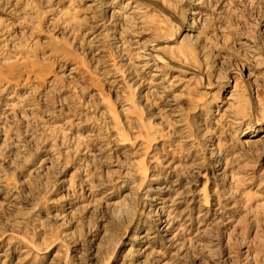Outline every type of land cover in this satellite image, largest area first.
I'll use <instances>...</instances> for the list:
<instances>
[{
    "label": "rangeland",
    "instance_id": "obj_1",
    "mask_svg": "<svg viewBox=\"0 0 264 264\" xmlns=\"http://www.w3.org/2000/svg\"><path fill=\"white\" fill-rule=\"evenodd\" d=\"M59 2V15L41 7L40 0H12L14 12L10 15L0 13V17L8 15L12 20L15 26L11 27V34L16 37L13 43L4 45L8 52L0 48V146L12 140L15 134L10 130L11 122L15 118L23 119L19 111L15 118L12 115L17 97L32 92H44L54 99L59 97L67 102L68 91L71 89L73 95L79 96V103L86 106L85 111L90 112V115L84 116L82 123L69 121L71 125H75L70 129L64 128L60 123H49L47 117L37 119L35 125L40 127L38 150L23 174L14 173L12 169V163L19 152L15 146L17 141L13 140L7 153L2 154L4 158L0 160V203L4 202L13 185L20 186V190L25 191L22 182L28 181L30 176H36L37 172L42 176L46 175L51 187L50 194L40 206L35 207L36 202L30 199L16 205L18 221L35 218L33 222H39L40 233H37L36 239L46 247L40 248L39 244L33 247L31 242L12 240L10 235L5 236L0 240V264H176L179 260L176 253L179 251L180 256H184L186 246H192L199 253L195 257V264H224L225 257L233 264H240L241 257L249 254L255 264H264V187L261 186V174L264 173V114L242 121L232 129V136L235 138L232 156L240 162L237 167L244 166L242 170L235 173L229 166V157H217L210 161L213 168L206 173L209 182H205V176L200 175L196 183L192 184L193 195L186 199L181 197L176 202L178 194L188 183L187 171H183L177 179L176 165L180 158L170 156L169 159L175 161L172 169L164 168L159 173L148 166L146 159L155 150H162L166 144H170L169 130L173 126L172 121L162 117L168 125L165 127L164 124L151 120V116L159 111V108L153 107L151 114L145 111L142 117L146 122L148 135H137L133 139L126 128H123L125 117L120 115V105L115 103L117 91L125 81L126 88L131 86L136 89L134 106L142 108L141 97H147L152 92V86L165 76L170 81L177 78L191 79V44L194 35H199L203 25L195 28L181 27L179 33L174 32L173 26L181 16L191 25L192 18L195 16L200 19L207 14V9L194 0H184L183 3L180 0H132L131 3L129 0ZM228 3L229 0H221L217 11L227 10ZM89 6H92V14L107 25L109 34L120 36L121 44L124 45V56L118 58L112 66L113 71L120 69L121 65H127L135 70L141 77L140 80H136L135 74L121 69L116 76L108 75L106 79L109 82L105 83L98 74L99 58L93 61L92 52L87 56L80 54L73 40L77 27L83 30L82 10ZM114 13L120 14L113 19ZM137 17L142 19V24L136 23ZM0 31H3L2 25ZM260 31L264 32V25H261ZM94 34L107 43L109 36L99 28ZM231 41L232 35L229 34L223 43L227 45ZM89 47L95 49V42ZM144 47L151 53L147 59L140 52ZM13 50L15 55L11 54ZM217 50L224 51L219 47ZM60 65H66L67 68L61 70ZM78 68L88 74L90 87L80 85L73 88L71 76ZM261 71L264 69H253L244 64L238 72L240 79H251L252 91L258 97L264 96V90L259 89L255 83ZM21 77L23 87L20 86ZM229 79L232 81L230 85H222L220 98L227 102L221 111L232 104L231 96L240 82L235 76H230ZM134 80L136 83H133ZM144 80L148 82L144 83ZM96 97H99V103L96 102ZM200 99L195 96H180L179 103L195 109L187 116L189 121L199 123L203 119V110L196 107ZM68 107L66 103L65 112ZM209 107L215 111L220 105L214 101ZM106 113L112 120V134L119 138V148H128L133 144L144 145L145 158L135 161L138 174L134 178L135 182L133 179H125L98 188L95 186L94 175H85L75 161L65 159L64 153L57 146L61 141L56 136L59 134L67 140L75 133L80 143H87L93 130L100 131ZM29 124L28 120H23L25 130ZM258 128L261 132L255 134L254 130ZM252 132L254 135L249 134ZM44 133L47 136L41 139ZM215 143L219 144L220 141L216 140ZM179 146L178 143L177 147ZM26 147L30 153L32 146ZM96 150L98 149H93ZM113 156L118 161L117 167L124 163L123 156H117L116 153ZM157 159L162 165L169 163ZM189 163L194 161L189 160ZM117 167L100 171L109 175L117 173ZM154 175H160L161 178L153 180ZM111 179L112 176L109 175V180ZM89 180L91 184L88 183ZM136 183H141L145 190L152 189L148 192L149 199L145 201L144 207L145 210L150 208L157 213L158 223L152 233L153 239L145 238L133 244L131 236L135 231L134 227L125 230L121 235L119 224H108L99 219L98 213L88 207L91 200H81L77 192L83 191V185L88 189L83 191V195L87 197L95 188V204L105 209L111 206L113 216L118 219L126 211L128 199L135 195ZM105 191L107 195H104ZM214 192L224 193V198L211 195ZM104 200L107 204H103ZM33 207L35 211L32 210ZM81 208L87 210L81 212ZM173 215L178 216V219L169 226V217ZM57 217L60 219L57 220ZM85 219L88 222L87 228L84 227ZM188 220L191 223L185 228L182 222ZM149 231L148 225H142L139 235L145 236ZM76 233L80 236L86 233V241L73 235ZM200 233L204 235L199 236ZM60 236L64 237L60 243L54 240L50 242L53 237ZM117 239L119 243H116ZM213 241L217 242V246H213ZM197 244L199 248L196 247ZM37 248L40 250L37 251ZM25 249H29L31 255ZM110 249L112 250L109 253ZM158 253L163 254V259ZM187 260L188 257L185 256V262Z\"/></svg>",
    "mask_w": 264,
    "mask_h": 264
},
{
    "label": "clouds",
    "instance_id": "obj_2",
    "mask_svg": "<svg viewBox=\"0 0 264 264\" xmlns=\"http://www.w3.org/2000/svg\"><path fill=\"white\" fill-rule=\"evenodd\" d=\"M131 2L132 0H129V3ZM183 2L184 0H180V3ZM194 2L203 5L207 9V14L202 15L200 19L194 16L191 25H188L187 20L181 16L177 19L176 25L173 26L174 32L179 33L181 27L195 28L198 25H203L199 35H194L191 44V55L189 56L191 79L181 80L177 78L170 81L165 76L164 79L152 86V92H149L147 97H141L143 101L142 108L134 106L136 89L131 88V86L126 88L125 84L127 81H125V84H122L117 91V100L115 101V103L120 105V115L125 117L123 128H126L133 139L137 135H148L147 125L142 117L145 111L151 114L153 107L159 108V111L151 116V120L162 123L165 127L168 125L162 117H167L172 121L173 126L169 130L170 144H166L162 150H155L146 159L148 166L154 172L159 173L164 168L172 169V164L175 161L170 160V156L180 158L179 163L176 165L177 179H179L183 171H187L188 183L183 191L178 194L176 202H179L181 197L186 199L193 195L191 192L192 184L196 183L200 175H204L205 182H209V177L206 173L213 168L210 161H214L217 157H229V166L234 169L235 173H239L244 166L237 167L240 162L232 156L233 141L235 139L232 136V129L242 121L255 119L258 114H264V96L258 97L252 91L251 79L244 81L238 75L244 64L249 65L253 69H264V32L260 31L261 25H264V0H229L226 6L227 10L221 9L220 12L217 11V8L221 0H194ZM40 6L47 9L50 13L59 15V0H40ZM123 11L124 9L121 10V12ZM13 12L12 0H0V13L10 15ZM82 14L84 15V19L81 21L83 30L81 31V28L77 27L73 42L76 43L81 55L87 56L92 52L93 61L99 58L100 69L98 74L100 78L105 83H108L109 81L106 79L108 75L116 76L121 72V69H125L129 73L135 74L136 80H140L141 77L135 73V70L127 65H121L120 69L113 71L112 66L117 62L118 58L124 56V45L121 44L120 36L109 34L107 25L103 24L92 14V6L83 9ZM119 14L114 13L113 19ZM124 19H127V17H124ZM225 21H227L226 27ZM136 23L138 25L142 24V19L137 17ZM0 25L3 26V31H0V48L4 52H8L9 50L4 45L15 41L16 37L11 34V27L15 25L8 15L0 17ZM97 28L109 36L107 43L94 34ZM229 34L232 35V41L230 44L225 45L223 41ZM125 35H127V31ZM69 38L73 39L72 36ZM94 42L95 49H90V44ZM218 47L224 49V51H218ZM140 52L145 54V59L151 55L146 47L141 48ZM11 54L15 55V51L13 50ZM217 61L222 62L217 63ZM93 67H95L94 64ZM60 68L64 70L67 66L60 65ZM230 76H235L240 82L231 96L232 104L221 111L224 103L227 102L220 98L222 85L225 83L230 85L232 83L229 79ZM129 79H131V76ZM136 80L133 83H136ZM143 82L147 83L148 81L144 80ZM71 83L73 88H78L80 85L90 87L88 74L79 68L72 74ZM255 83L259 89L264 90V71L259 73ZM20 86L23 87L22 77ZM13 95H16L15 92H13ZM68 95L69 101L67 102L59 97L54 99L44 92H32L26 96L17 97L12 115L15 118L16 112L19 111L23 119L15 118L11 122L12 128L10 130L15 134L12 140L0 146V160H2L4 158L2 154L7 153L12 141H17L15 146L19 149V152L12 163L14 173L23 174L32 156L35 155V151L38 150L37 138L40 136V127L35 125L37 119L47 117L49 123H60L64 128L70 129L75 127V125H71L69 121L82 123L84 116L90 115V112L85 111L86 106L79 103L78 95H73L71 89H69ZM89 95H92V93H89ZM181 95L189 98L192 96L201 98L196 105V107L203 110V119L199 123L187 119V116L195 109L179 103ZM129 97H132V99L130 100ZM214 101L220 105L215 111L209 107ZM96 102L99 103V97H96ZM66 103L69 105L67 112L64 111ZM130 106L131 110H129ZM10 107L12 106L10 105ZM23 120L30 122L27 130L23 127ZM112 127V120L106 113L100 131L96 132L93 130L88 137L87 143H80L75 133L67 140L59 134L56 136V139L61 141L57 146L64 153L65 159L75 161V164L85 175H94L96 177L95 186L98 188H103L105 184L116 183L125 179L134 180L138 175L135 169V161L145 158L144 145L133 144L131 147L120 149L119 138L112 134ZM117 127L120 128L121 126L117 125ZM46 136L47 133H44L41 139ZM216 140H219L220 143H215ZM178 143L179 147H177ZM27 145L32 146L30 153L26 147ZM93 149L98 150L93 151ZM113 153L124 158V163L119 167H117L118 161L113 156ZM157 158L169 161V163L162 165ZM189 160L194 161V163H189ZM129 161L133 163H129ZM113 167H117L119 175L110 173L109 175L112 176V179L109 180V175H105L100 170ZM40 171H43V169H40ZM160 178V175L152 177L153 180ZM88 183L91 184V180ZM22 184L25 191H21L20 186L13 185L12 189L7 193L4 202L0 203V240L10 235L12 240L31 242L33 247L39 244L40 248H45L46 246L40 244L39 240L36 239L37 233H40L39 222H33L35 218L33 220L18 221L17 216L19 213L16 205L25 199H30V201L36 202L35 207L40 206L45 202V197L50 194L51 186L47 182L46 175L42 176L40 172H37L36 176H30L29 180L22 182ZM261 186L264 187V173L261 174ZM82 188L83 191L88 190L83 185ZM83 191L77 192V196L81 200H91L88 207L93 212L98 213L99 219L108 224H119L121 235L124 234L125 230L135 228L131 236L133 244L145 238L150 240L154 238L152 233L158 223L157 213L150 208L145 210L144 207L145 201L149 199L148 192L152 191V189L145 190L141 183H136L135 195L128 199L125 205L126 211L118 219L113 216L111 206L105 209L95 204V195H93L95 188L87 197L83 195ZM107 194V191H105L104 195ZM211 195H218L224 198V193L221 192H214ZM47 203H52V201H47ZM103 204H107V201L104 200ZM35 207H33V211H35ZM86 210V208H81V212ZM56 219L59 220L60 218L57 217ZM176 219H178V216H170L169 226ZM182 223L187 228L191 221L188 220ZM142 225L150 227V231L145 236L139 235ZM84 227H88L86 219ZM73 235L80 236L79 233ZM86 235L85 233L80 236V240L86 241ZM105 235L107 236L108 233H105ZM178 235L182 234L178 233ZM198 235L203 236L204 234L200 233ZM63 238V236L53 237L50 242L54 240V242L60 243ZM72 238L69 237V239ZM116 243H119L118 239ZM212 243L214 247L217 246L216 241ZM114 247L115 245H113ZM196 247L199 248V244ZM40 248H37V251ZM111 250H109V253ZM25 251H28L29 255H31L29 249H25ZM129 251L131 252L132 249H129ZM157 255H160L163 259L162 253ZM176 255L179 257L176 264H195V257L199 253L194 251L192 246H186L184 256H180L179 251ZM185 256L188 257L187 262H185ZM165 264H169V262H165ZM224 264H233V262L225 257ZM240 264H255V261L249 254L246 257H241Z\"/></svg>",
    "mask_w": 264,
    "mask_h": 264
},
{
    "label": "bare ground",
    "instance_id": "obj_3",
    "mask_svg": "<svg viewBox=\"0 0 264 264\" xmlns=\"http://www.w3.org/2000/svg\"><path fill=\"white\" fill-rule=\"evenodd\" d=\"M121 129V128H120ZM119 130V129H118ZM261 132V129L260 128H258V129H255L254 130V133L256 134V133H260ZM249 134H253V132L252 133H249ZM254 135V134H253ZM121 137H123V136H121ZM126 141V140H125Z\"/></svg>",
    "mask_w": 264,
    "mask_h": 264
}]
</instances>
